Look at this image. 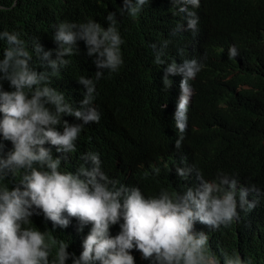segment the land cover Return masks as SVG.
<instances>
[{
  "label": "clouds",
  "instance_id": "1",
  "mask_svg": "<svg viewBox=\"0 0 264 264\" xmlns=\"http://www.w3.org/2000/svg\"><path fill=\"white\" fill-rule=\"evenodd\" d=\"M145 3L124 0V10L135 17ZM165 3L173 11L164 18L174 25L170 33L182 34L186 42L174 48L173 62L164 69L166 84L149 80L140 88L143 92L139 89L154 104L138 109L116 100L110 121L96 104L98 87L93 81L81 77L76 84L62 78V66L69 63L65 57L78 51L77 42L84 41L87 55L95 57L97 79L102 70L117 71L123 63V41L115 13L107 16V29L94 21L61 23L54 37L57 59H51L53 52L42 45L36 47L49 73L30 67L31 56L19 33L0 34L8 45L0 60V136L12 144L0 158V174L24 172L19 185L0 189V264H50L53 245L58 248L52 264L69 259L73 264H135L133 249L151 264H220L206 247L208 235L194 231V226L199 222L219 229L239 219L235 182L219 195L220 187L206 181L204 170L224 157L220 131L254 115L245 76L247 68L261 62L263 6L255 0H217L209 17L203 0ZM155 63L164 62L158 55ZM4 82L11 91L4 89ZM56 82L70 85L71 94L57 92ZM161 110L169 112L171 128L166 130L158 126ZM96 128L92 142L120 169L119 186L100 171V154H90L92 169L61 173V158L53 159L51 149L44 147L51 144L58 153L70 154L81 134ZM4 148L0 143V150ZM133 161L142 162L148 177L154 178L151 188L156 195H147L133 182L138 177L129 168ZM175 176L182 187L186 183L197 188L170 195L166 189ZM246 197V190H241L242 210L254 207ZM41 214L53 228L69 227V218L78 219L81 232L92 225L79 257L50 234L22 227ZM117 224L120 232L112 237L110 228ZM223 264L253 262L225 254Z\"/></svg>",
  "mask_w": 264,
  "mask_h": 264
},
{
  "label": "trees",
  "instance_id": "2",
  "mask_svg": "<svg viewBox=\"0 0 264 264\" xmlns=\"http://www.w3.org/2000/svg\"><path fill=\"white\" fill-rule=\"evenodd\" d=\"M165 1L153 0L149 3V0H146L140 12L133 17L124 10V0H0V34L5 31L19 33V38L24 41V47L31 56L30 67L39 72L49 73L52 70L48 68L47 61L42 59L43 53L37 52L36 47L42 45L45 51L53 52L51 59H57L55 50L58 45L54 42V37L61 23L81 24L94 21L107 29L109 26L107 16L109 13H115V27L123 41L120 45L123 63L118 70L115 72L102 70V77L97 79L98 69L93 63L95 57L87 55L84 41L77 42L78 51L74 50L71 56L65 57L69 63L62 66L64 70L62 78L71 79L76 84H79L81 77L93 81L94 86L98 87L96 104L106 120L110 121L113 117L111 104L116 100L138 109L154 104L149 95L140 93L143 92L140 88L144 81L149 80L166 84L163 79L164 69L173 62L172 54L175 53L176 45L186 42L182 34L170 33L174 25L164 18L172 15L173 11ZM213 1L217 0H203L204 4L207 3L206 12L209 17ZM255 1L263 6L260 30L261 62L247 68L245 76L246 85L253 93V97L248 100L253 106L254 115L232 121L220 131L224 145L221 156L224 157L217 164L204 170V175L208 178L206 181L220 187L219 195L235 182L239 219H234L227 227L221 225L219 229H211L199 222L194 226V231H203L208 235L206 247L209 254L219 258L220 264H223L225 254L232 258L239 255L242 260H251L253 264H264V0ZM135 2L136 0H132L133 5ZM6 47H8L6 39H0V60L4 58ZM158 55L164 63H155ZM49 86L52 87V84ZM4 89L12 90L7 82H4ZM55 90L64 96V93L71 94L72 87L56 82ZM80 97L81 95L78 99ZM66 104L72 107L71 104ZM158 119H161L158 123L161 130L171 128L168 111L163 114L161 110ZM97 132L98 128L94 133L81 134L77 149L70 154L58 153L56 147L51 144L44 147L51 149L53 159L61 158L58 169L61 173L76 174L81 167L92 169L94 165L89 158L90 154H100L102 158L99 159L100 171L109 180L118 181L116 186H119L122 183L120 169L114 162H109L97 142H92ZM0 143L5 145L4 150H0V158H3V155L6 156L7 151L12 149V144L10 141H4L2 136ZM142 164L138 161L129 163V168L138 176L133 182L144 187L143 192L147 195H156L157 192L151 188L156 182L154 178L148 177L149 171ZM23 175V170L0 174V189L5 186L12 189L19 185ZM223 181H227L228 184L222 183ZM189 188L195 189L197 186L191 187L185 183L182 187L181 179L175 176L172 187L166 190L170 195L176 193L182 196ZM241 190H246V199L254 204V207L240 209ZM64 215L67 216V213ZM69 219L71 221L69 227L53 228L52 223L45 220L43 214L34 215L30 218V223L22 227L50 234L56 241L67 243L68 252L79 257L83 251V240L89 234L92 225L84 226L81 232L78 219ZM119 232V224L110 228L112 237ZM57 248L58 245H53L49 256L50 264L56 259ZM131 254L135 258V264H151V261L143 258L141 252L133 249ZM66 264H73L72 259L67 260Z\"/></svg>",
  "mask_w": 264,
  "mask_h": 264
}]
</instances>
